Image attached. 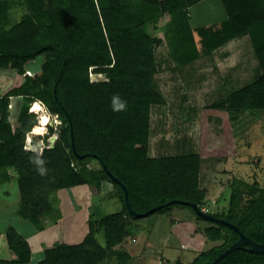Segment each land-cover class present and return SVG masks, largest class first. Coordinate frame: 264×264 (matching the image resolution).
I'll return each instance as SVG.
<instances>
[{
	"label": "trees",
	"instance_id": "trees-1",
	"mask_svg": "<svg viewBox=\"0 0 264 264\" xmlns=\"http://www.w3.org/2000/svg\"><path fill=\"white\" fill-rule=\"evenodd\" d=\"M201 1L26 0L28 11L17 20L6 17L5 12L10 11L14 3L9 0L8 5L0 11V15L4 16L0 17V69L5 70L11 65L23 71L28 61L43 53H53L40 77L48 82L43 99L53 112L62 117L64 123L61 142L39 156L45 161L47 170L45 175H40L33 162L37 154L25 150L19 142L25 139V123L14 128L7 118L0 120V167H15L18 172H28L19 180V186L29 215L42 220L48 204L47 195L61 188L87 183L99 189L103 181L109 180L122 190L124 208L104 217L106 247L97 239V226L93 222L83 242L49 249L40 264H109L113 256H118L121 264L128 263L130 252L123 248V244L131 234L132 221L142 216H135L129 211L121 184L112 180L103 167L106 165L112 174L127 185L120 173L114 170L113 152L122 146L127 130L136 128L142 133L149 132L150 106L162 102L161 94L154 86V75L160 67L156 60L155 45L162 40L155 38L142 26L146 24L147 18L157 19L166 13L186 10ZM221 1L227 20L219 30L201 27L204 50L217 49L226 41L228 34L231 39L248 36L259 59L258 74L253 83L228 95V109H264V0ZM164 30L173 61L178 59L181 64L189 63L200 56L195 32L187 18L184 23L177 26L170 24ZM91 66H95L94 71L105 73L108 80L90 82ZM68 80L72 82V87L81 90L80 94L87 106L99 109L96 119H89L93 128L85 127L88 132H94V128L98 130L102 123L114 119L113 125L103 134L98 133L91 140H88V134L80 136L78 123L82 119V111L68 105L62 97L63 86ZM38 88V84H35L25 88L23 93L34 95ZM117 96L121 102H126L125 114L113 110V97ZM29 115L27 110L22 111L23 117ZM50 131L54 129L50 127ZM86 157L100 164L97 181H86L71 165L72 160L79 164ZM87 167L93 169L90 165ZM199 169V156L165 159L159 167V175L169 186L165 193L145 195L127 188L131 207L137 213H146L159 205L162 207L153 213H165L178 207L192 209L197 218L211 222L212 226L205 230L207 238L213 242H223L202 251L189 263L210 264L239 239L238 231L205 219L187 203L167 204L171 200H179L194 203L201 209L205 192L198 185ZM233 199H236L235 192ZM211 214L234 223L255 242L264 243V197L252 201L250 213L239 219L229 213ZM8 237L11 241L13 234L10 233ZM26 248L28 252L29 248ZM249 248L250 245H246L245 248L235 249L217 264H264V253L253 252Z\"/></svg>",
	"mask_w": 264,
	"mask_h": 264
},
{
	"label": "rangeland",
	"instance_id": "rangeland-1",
	"mask_svg": "<svg viewBox=\"0 0 264 264\" xmlns=\"http://www.w3.org/2000/svg\"><path fill=\"white\" fill-rule=\"evenodd\" d=\"M12 1L14 3L10 6L11 10L5 12L6 17L19 20L22 14L28 11L26 0ZM8 3L9 0H0V11ZM225 12L221 0H203L186 10L172 14L166 13L157 19L147 18L146 24L142 28H147L150 34L162 40L161 43L157 42L155 45L156 60L160 67L154 75V86L160 92L162 102L150 106L148 111L149 132L142 133L136 128L131 129L132 131L127 130L122 146L113 152L112 162L114 170L120 173L127 183L126 186L130 189L140 194L159 195L161 192L165 193L169 187L159 175V167L163 160L177 156H199L198 185L205 192L201 210L207 213H229L239 219L250 213L252 201L264 197V109L244 108L235 111L228 109V95L253 83L258 74L259 59L248 36L231 39V35L228 34L226 41L217 49L204 50L200 29H221L223 23L221 20L224 19V16L227 19ZM0 17L4 18L3 15ZM186 18L192 24L195 32L200 56L193 62L181 64L178 59L173 61L171 58V49L166 43L164 29L170 24L173 26L182 24ZM53 56L54 54L51 52L43 53L28 61L23 71L12 68L11 65H8L7 69L5 67V70L0 69V120L7 118L14 128L25 123V139L18 141L23 144L25 150L27 145V151L39 156L45 150L53 148L58 142H61V131L64 126L62 117L53 112L43 99L45 94L43 92L48 87V82L40 77L46 62ZM94 67L89 68L90 82L107 81V75L94 71ZM26 70L30 71L29 75H26L28 74ZM70 82L68 80L63 86L62 97L65 98L68 105L77 108L79 112L82 111L78 132H80V136L88 134L90 137L88 140H91L99 135L98 133L103 134L113 125L114 119L102 123L98 130L94 128L95 131H91L94 135L88 132L85 127L93 128L89 119L95 120L99 109L87 106L83 95L80 94L81 90L72 87V82ZM35 84H38L39 88L34 92V95L23 93L25 88ZM38 100L42 102L43 111L51 118L50 122L44 126L45 130L39 133L34 132V129L38 123L40 124L39 118L42 112H36V115L30 113V110L34 109L35 101ZM24 110H27L30 115L23 117L22 111ZM119 113L125 114V110L119 111ZM127 118H129L128 115ZM50 127L54 131L51 132ZM33 147H38V151H32ZM71 165L88 182L97 181L100 176V164L93 158L86 157L85 161L79 164L72 160ZM88 165L93 169L90 170ZM27 174V171L18 172L16 175L17 187L11 190V194L6 191L10 195H7V200L10 197L11 201L15 199L18 204L19 218L22 219L18 220L19 225L17 224L20 229V223L24 224L25 220L32 218L28 208L23 204L19 186V180ZM110 184L115 189L112 192L106 191V198L110 199V208L113 206L114 209L120 211L124 208L121 199L122 190L117 185ZM88 189L86 192L88 195H93L94 191L101 190L100 187L99 189L96 187ZM67 190L68 188H61L47 195L48 204L42 214V220L33 218L35 222L43 224H39L40 228L51 225L57 214L61 213L60 207H55L59 202L63 206L64 213L62 215L71 214L69 211L73 212L72 207L74 208L73 203L76 200L73 196L75 190ZM234 192L236 193L235 200L233 199ZM83 194L85 192H79L77 196L80 197ZM82 205L83 203H80L77 206L81 208ZM69 206L71 210L67 211ZM75 208H77L76 205ZM103 209L108 208L104 207ZM177 209L180 208L174 207L165 212L168 213L165 215L156 212L149 218V215L142 216L145 218L141 219L144 220L143 227H135L142 223L141 220L132 221L131 234L125 241L132 253L127 264H157V262L159 264H189L202 251L223 242L222 240L212 242L207 238L205 230L212 226L211 222L197 218L192 209H187L189 214L185 216V220H188V223H185L184 217L179 216L180 220L175 213ZM82 212L79 209L70 217L75 216L81 220ZM167 215L169 216L168 220ZM105 216L96 217L93 215V219L85 217L86 219L84 218L80 222L85 227L89 225L85 222L86 220L99 223L96 232L97 239L106 247V233L103 226ZM169 221L170 224L175 223L177 227L179 226V233L184 236L190 234V231H184L179 224L193 225L190 227L193 229L191 232L192 243L185 244L187 247L179 244L176 247L177 251L170 255L162 251V248H166L168 239L175 230L174 227L171 229L165 245L162 246V242L166 240L164 233L168 232ZM133 222H135V226ZM153 226V232H155H151L153 233L151 237L154 239L156 247L153 252L149 251L148 253L143 250L148 248L149 241H152V238L148 237L147 231H151ZM16 230L15 227L10 228L8 235L13 234L11 241L14 242L15 239L19 249H22L23 245L27 246L28 243L22 233ZM83 231L84 229L77 228L75 234L80 235ZM133 238L137 239L136 243L132 242ZM71 241L74 240L65 239L62 244L67 245ZM146 241L148 245L145 244ZM182 248H188V252H184ZM114 250L121 251L120 249ZM110 255H113L112 252ZM109 264H121L120 259L118 256H113Z\"/></svg>",
	"mask_w": 264,
	"mask_h": 264
},
{
	"label": "crops",
	"instance_id": "crops-1",
	"mask_svg": "<svg viewBox=\"0 0 264 264\" xmlns=\"http://www.w3.org/2000/svg\"><path fill=\"white\" fill-rule=\"evenodd\" d=\"M226 20H227L226 16H224V19H222L221 22L222 21L224 22ZM17 174H18V171L15 167H8V166L0 167V264H40V262L45 259L46 252L49 250V248L53 247V246H55V247L63 246L64 244H62V243L65 241V239H73L74 240V241H71V243L67 244V245H75V244H79V243L83 242L86 235L90 231L91 223L94 222L93 220H91L90 222L88 220H86L85 222L87 224H89L88 227L87 226L85 227L84 225L82 226L81 225L82 223L80 221H83V219L85 217L87 219L90 217L93 219V215H95L96 217L105 216L107 214L119 211V210L114 209L113 206L110 208V206H109L110 199L106 198V191L112 192V190L115 189L113 187V185L110 184V182L103 181L101 183V186H100L101 190L100 191H98V190L94 191L92 193L93 195H88V194H86V192H87V190H89L88 188L91 189V188H95L96 186H93V185L86 183V184L70 187L67 190V191H69L71 189H74L75 191L73 192V196L76 199L73 203L74 208L72 207V209H74L73 212L72 211H69V212L71 214H74L80 209L81 211H83L82 212L83 218L81 220H78L77 218H75V216L70 217L71 214L62 215L64 213L63 208H62L63 206L61 204H59L60 203L59 202L57 205H55V207H60L61 213L59 212L57 214L55 221L52 222L51 225H49L48 227L40 228L39 224L41 222L38 223V222H35L33 218H29L28 220H25L24 224L20 223V225H21V229H20V227L18 226L19 225L18 220H22V219L19 218L20 215L18 213V208H19L18 204L15 201V199H14V201H11L10 197H9V200H7V195H9V194L6 192V191H9L11 194V190H13L14 187H17V180H16ZM79 192H82V193L85 192V194L80 195V197H78L77 194H79ZM115 193H117V192L115 191ZM90 194H91V192H90ZM78 199L80 202L77 201ZM112 201H113V199H112ZM86 202H87V204H85ZM80 203H83L81 208H79V206H77ZM75 205L77 208H75ZM4 206H7V207H4ZM104 207H106L108 209H103ZM68 210H71L70 206H69V208H67V211ZM176 211L177 212H175V213H177L178 218H179V216L184 217L183 218L184 220L186 219L185 216H187L189 214L187 209H177ZM153 214L154 213L149 214L148 218L151 217ZM165 214H168V213H164L163 215H165ZM141 219H145V218H142V217L136 218L137 221H140ZM168 219H169V216L167 215V220ZM179 219L181 220V218H179ZM141 221H142V223H140L139 226H138V224H137V226H135L136 224H135V222H133L134 226L136 228L137 227L138 228L143 227V221L144 220H141ZM170 221H169V225L167 227L168 232L164 233L166 240H164L162 242V246H164L168 237H169L168 235H170V233H171V229L174 227L176 232H174L175 231L174 230L173 233L171 234L170 238L168 239L166 248H162V251L167 253L168 255H170L171 253L173 254L174 251H177L176 247L179 246V244H183V245L186 244L187 245V243L190 244L193 241L191 238L192 237L191 232H193V229L190 228L193 225L188 226V224H179V225H181V228L184 231H186V232L190 231V234H186V236H184L182 233H179V229H178L179 226L177 227L175 225V223L170 224ZM185 221H186L185 223H188V220H185ZM136 223H138V222H136ZM22 226H25V227L23 228ZM62 226H63V230H62ZM96 226H97V228H99L98 223L96 224ZM12 227H15L17 229L16 230L17 232L20 231V233H22L26 242L28 243L27 247L29 248L30 252L29 251L26 252L27 248L25 245H23L22 249H19V247L15 243L16 242L15 239H14V242L12 241V243H11V241L9 240V237H8V230ZM77 228H82V229H84V231L81 232L80 235H78V233L75 234L77 231ZM67 230H69V233H67ZM153 230H154V226H153L151 231H147L148 237H151V235H153V233L155 232V231L153 232ZM151 232H153V233H151ZM96 236H97V233H96ZM153 240H154L153 238H152V241L147 240V241H149V245L147 244L148 243L147 241L145 242V244L148 245V248H145L143 251H146L148 253H149V251L153 252V250L156 247V244H155V242H153ZM59 241H60V243H59ZM132 242L136 243L137 239L133 238ZM56 244H59V245H56ZM193 244H194V242H193ZM173 245H176V246H173ZM55 247H53V248H55ZM123 248L128 252L131 251L126 242L123 244ZM182 249L184 252H188V248L187 249L182 248ZM130 254H132V253L130 252ZM141 254H142V252H141ZM169 258H170V256H169ZM157 264H159V262H157Z\"/></svg>",
	"mask_w": 264,
	"mask_h": 264
},
{
	"label": "water",
	"instance_id": "water-1",
	"mask_svg": "<svg viewBox=\"0 0 264 264\" xmlns=\"http://www.w3.org/2000/svg\"><path fill=\"white\" fill-rule=\"evenodd\" d=\"M103 168L108 173V175L112 178V180H114L115 182L121 184V187L123 189L124 196H125L126 205H127L128 209H129V211L132 214H134L135 216H145V215H149V214L157 211L158 209H160L162 207L161 205H159V206H157L155 208L150 209L148 212L143 213V214L135 212L132 209V207H131V203H130V199H129V190H128L127 186L124 185L119 180L118 177H116L114 174H112L108 170V168H107L106 165ZM176 202L187 203V204L191 205L194 208L195 212L198 215L204 217L205 219L210 220V221H214V222H217V223L224 224V225L229 226L231 228H234L236 231H238V233L240 235L239 239L237 241H235L231 246H229L225 251L221 252L210 264H217L223 257H225L231 251H233L235 249H238V248H245L246 245H250L249 250H251L253 252L264 253V243H257V242H255L253 239H251L250 237H248L247 235H245L242 231H240V229L234 223H231L228 220H225V219H222V218L215 217L213 214L207 213V212L201 210L194 203L185 202V201H179V200H171L167 204H173V203H176Z\"/></svg>",
	"mask_w": 264,
	"mask_h": 264
},
{
	"label": "clouds",
	"instance_id": "clouds-1",
	"mask_svg": "<svg viewBox=\"0 0 264 264\" xmlns=\"http://www.w3.org/2000/svg\"><path fill=\"white\" fill-rule=\"evenodd\" d=\"M28 73H30V71H28ZM28 75V74H26ZM113 110L114 111H123L126 109V102H121L119 100V97H113ZM48 123V119L44 118L41 120V124L42 125H46ZM35 132L39 133L40 129H34ZM26 150L27 149V145H26ZM32 151H38V147H33L31 149ZM33 162L37 165V171L39 172L40 175H45L46 174V168L44 167L45 161L39 158V155H37V157L33 160Z\"/></svg>",
	"mask_w": 264,
	"mask_h": 264
},
{
	"label": "bare ground",
	"instance_id": "bare-ground-1",
	"mask_svg": "<svg viewBox=\"0 0 264 264\" xmlns=\"http://www.w3.org/2000/svg\"><path fill=\"white\" fill-rule=\"evenodd\" d=\"M30 111L31 112H34V113H36V112H39V113L42 112V115L39 118L40 119V124H38L35 127V129H40V132L43 131V130H45V127L44 126H46L50 122L51 118L49 117V115L45 111H43L42 102H40V101L35 102L34 109L33 110H30ZM44 118H47L48 119V123L46 125H42L41 124V120L44 119Z\"/></svg>",
	"mask_w": 264,
	"mask_h": 264
},
{
	"label": "built area",
	"instance_id": "built-area-1",
	"mask_svg": "<svg viewBox=\"0 0 264 264\" xmlns=\"http://www.w3.org/2000/svg\"><path fill=\"white\" fill-rule=\"evenodd\" d=\"M27 73H28V71H27ZM186 245H184V247H185ZM187 247V246H186Z\"/></svg>",
	"mask_w": 264,
	"mask_h": 264
}]
</instances>
